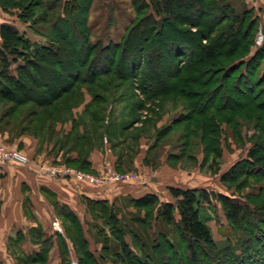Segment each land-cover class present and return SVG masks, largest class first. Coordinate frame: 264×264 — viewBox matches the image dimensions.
I'll return each mask as SVG.
<instances>
[{"label":"rangeland","instance_id":"1","mask_svg":"<svg viewBox=\"0 0 264 264\" xmlns=\"http://www.w3.org/2000/svg\"><path fill=\"white\" fill-rule=\"evenodd\" d=\"M149 1L69 0L67 4L65 0H0V18L17 20L19 30L34 44L49 43L52 39L61 42L60 46H64L65 50H61V56L65 57L69 45L81 44L89 38L95 44L92 57L97 72L104 71L93 82L80 80L71 91L63 93L52 109L57 112L53 116L50 114L51 117L44 120V124L42 120L52 107H40L39 115L33 117L37 123H30L28 110L31 109L29 106L33 108V103L7 113L5 111L10 103L0 101V121L21 130L34 129V124H38L35 134L49 141L57 139L56 148L60 147L62 159L48 163H64L78 168L64 160L68 157L69 146L76 144L74 151L85 153L91 144L97 140L104 143L106 138V144H110L117 156L119 169L113 164L117 171L153 177L166 164L173 181L189 188L206 189L211 201L204 202L202 217L211 229L215 245L200 248L199 256L203 260L214 262L216 254L222 253L223 249L229 246L236 248L233 245L237 240L226 236L231 230L222 203L216 197L219 193L251 209L250 215L242 220V228L236 227L233 234L238 238H242V234L251 236L248 248L260 249L255 240L256 234H253L259 228L264 229V223L260 221L264 216V172L248 171L252 165L246 161L249 151L260 147L259 144L264 146V108L256 107L264 94L252 98L254 92L258 94L261 88L247 93L245 79L239 77L240 69L231 75L227 70L234 61L247 59L262 44L264 0H214L202 10L204 15L200 21L198 17H179L158 23H151L148 19L153 10L146 6ZM4 3L7 7L3 10ZM244 7L249 8L250 14L243 12ZM62 13L65 19H61ZM20 14L26 17L22 24L19 23L22 22L19 20ZM235 16H239L237 22L240 18H246L245 23L253 18L257 25L249 37L240 39L241 48L236 54L225 55L223 51L228 48L225 42L229 35L228 26L235 21ZM195 22L199 25L194 26ZM85 23L89 28L87 33ZM135 23L136 27L131 33L135 36L132 37L133 42L138 44L135 49L123 52L121 47L115 50L112 46L105 51L100 48L123 43ZM207 35L209 39H205ZM259 35L263 36L260 44ZM213 41L220 47L218 50L223 51L214 63L203 62L202 44ZM113 55L115 61L109 65ZM253 62L255 60L250 66ZM48 64H44L48 70L56 67L62 72L55 61L52 68ZM82 69L85 71V67ZM263 69L264 56L254 76L258 77ZM133 76H137V79ZM43 77L44 84L49 82L45 75ZM217 87L219 93L217 90L213 92ZM145 90L146 93H143ZM203 94H206L204 103L210 105L200 109L197 102L204 97ZM214 95L217 98L213 99ZM228 96L234 102L222 108L220 101ZM90 101L91 106L84 111L86 103ZM249 101H252L251 106ZM76 133L88 134L89 144L76 139ZM259 154L264 153L261 151ZM165 196L160 192L162 200ZM168 199L175 201L172 197ZM118 203V215L121 216L119 227L127 244L133 248L135 257L124 253L125 261L115 256L120 249V240L113 232L104 250L105 245H102L100 237L102 234L104 236V230L108 234L110 231L94 219L89 224L91 228L88 229L86 223L84 228L90 248L93 251L96 249L95 254L100 255V264H128V260L131 264H193L190 263L185 237L175 223L168 224L156 219L155 208H137L127 197L121 198ZM138 217L144 222L132 219ZM73 223L67 217L62 220L65 232L71 239L75 238V234L68 228L74 226ZM79 245L76 240L72 242L69 264L79 261L78 253H82L78 250ZM60 251H65L64 245ZM243 254L247 255V262L253 261L248 251L245 250ZM243 254L235 261L236 264H241ZM256 254H259L258 251ZM260 255L264 256V252ZM81 257L85 258V255L81 254ZM260 258L257 262L263 264L264 259L261 261ZM11 261L13 259L6 255L0 257V264ZM210 263L206 261V264Z\"/></svg>","mask_w":264,"mask_h":264},{"label":"trees","instance_id":"2","mask_svg":"<svg viewBox=\"0 0 264 264\" xmlns=\"http://www.w3.org/2000/svg\"><path fill=\"white\" fill-rule=\"evenodd\" d=\"M66 3L69 0H65ZM72 1V0H71ZM74 1V0H73ZM214 0H150L146 2V6L152 7V11L149 13L148 19L151 23H158L161 20H170L173 18H187L190 19L191 17H198V21L203 18L202 10L210 5ZM211 2V3H210ZM145 3V2H144ZM143 3V4H144ZM5 4V3H4ZM68 4V3H67ZM228 3H226L227 5ZM17 6L18 4H14ZM7 5H3L4 8ZM243 12L250 14V10L247 7H244ZM236 15V14H235ZM159 16V18H157ZM61 19H65V14H60ZM235 21L233 20L232 23L228 26V34L226 37V45H228L227 50L223 51L225 55H234L237 51L241 48L240 47V39H244L249 37L250 32L252 31L253 27L256 24V20L251 18L247 23H245L244 18H240V21L237 22L239 16H235ZM20 21H25V15L20 14L19 16ZM221 22V20H220ZM24 23V22H23ZM139 23V22H138ZM129 29V37L126 36L124 38L123 43H115V45H107L101 46L100 48L105 50H110L115 47V50H118L119 47L123 50V52L132 51L137 47V43L133 42L132 37L133 30L135 29V25ZM84 25V24H83ZM198 22L194 23V26H198ZM201 25V24H200ZM210 25L208 22L207 26ZM84 28L86 29L85 32H89V28L85 23ZM211 31L213 28L210 29ZM212 34V32H211ZM131 35V36H130ZM205 39H209V36H205ZM0 101L2 102H9L10 106L6 108L7 113L13 112L18 107L24 106L28 103H33L32 106H29L31 109L29 111L30 116V123H37L35 122L36 119L33 120V117L39 115L40 107L47 106L52 107L49 108V114L46 115L45 118L42 120V124L44 120L51 117L57 112L55 110L52 111L53 107L62 97V94L65 92L71 91L72 88L76 83L80 80L84 81H94L96 76L103 74L104 71L97 72L96 63L93 59V54L95 51V44L92 43L89 38L85 39L81 44H76L74 46L69 45L70 49L68 50L65 57L61 56V53L64 48L60 46L61 42L57 40H51V42L46 44H40L36 46H32L28 37L20 33V31L8 22L0 23ZM132 42H130V40ZM134 44V45H133ZM81 46V48H80ZM218 44H215V41L208 42L206 44H202L201 51H202V60L203 62H210L214 63L218 56L221 55V50H218ZM65 51V50H63ZM264 56V38L262 44L257 46L254 52L248 56L247 59L234 61L231 65H229L228 70L229 74L231 75L235 70H239V77L244 80V85L247 87V93H251L255 91L257 87L261 88V91L254 92L253 97L256 95L264 94V69L261 71L258 77H255L256 67L260 64V60ZM64 58L66 60H64ZM61 59V60H60ZM180 60V57L178 58ZM252 60L255 62L252 63ZM59 64L62 68V72H59L56 67L52 68L53 63ZM115 56L113 55L109 60V65L114 63ZM48 64L52 70H48L44 64ZM130 63V62H129ZM85 67V71H82ZM112 67V66H111ZM55 68V69H54ZM106 69V68H105ZM51 72V73H48ZM84 73V74H83ZM48 78L49 82L45 84L42 82L44 81V77ZM136 75V74H135ZM247 76L253 78H247ZM43 77V78H42ZM137 79V76H133ZM130 77L129 79H133ZM41 82V83H40ZM253 87V89H250ZM219 93L220 89L217 87L216 89L212 90L213 92L216 91ZM146 93V90L143 92ZM50 94V95H49ZM204 97L197 102V106L200 109L208 108L209 106L204 103V99L206 94H203ZM258 96V97H259ZM217 98V95L213 96ZM224 97V96H223ZM264 97V96H263ZM97 97H95L96 99ZM93 99V98H92ZM91 99V100H92ZM250 99V98H249ZM225 100V102H224ZM222 102V108L229 105V102H234L228 96L224 98ZM255 100V99H252ZM209 101V100H208ZM204 105L202 106L201 104ZM250 106L252 105V101L248 102ZM221 105V104H220ZM91 106L90 103H86L85 109ZM73 107H76L74 105ZM256 107L264 108V98L261 100L260 104L256 105ZM60 111V110H59ZM61 112V111H60ZM58 112V114L60 113ZM32 118V119H31ZM261 118V117H260ZM38 124H34L33 130L36 132V127ZM74 126L73 128H75ZM41 130V129H40ZM76 139L78 140H85L87 144L89 139H87V135H80V133H76ZM95 136V135H94ZM89 144V143H88ZM260 147L253 148L249 151L248 157L246 161L247 163L251 164L250 172H255L256 170L259 172H264V154H259L261 151L264 153V146L259 144ZM71 149H76V144L70 145ZM78 155L77 160L79 162L77 166L85 171L93 172L86 167L85 161V153L79 150H76ZM87 152V151H86ZM66 162L72 164L70 159H66ZM74 165V164H72ZM257 165V166H256ZM169 192L171 197L175 201H161L159 200L158 196L154 193H147L140 197L130 198V202L134 204L137 208L141 207L142 209L150 210L151 208L156 209V219H161L165 223H175L180 230L181 234L185 237L187 243V252L190 259V263L193 264H206L208 261L210 264H223L224 262H230V264H236L235 261H238L239 258L245 250L248 251V255H252V262L246 261V254H243L241 259V264H259L257 261L260 258V253L264 252V229L258 230V232H254L256 243L260 245V249H256L255 247L248 248L251 243V236L245 237L242 234V238H238L236 235L234 237L233 230L236 231L237 228H242L243 219L249 216L252 211L248 207H246L242 202L236 201L231 199L229 196L219 193L216 197L221 201L222 206L224 208V212L226 215V219L228 222V226L230 227V232L228 231L227 237H232L237 240L236 244L227 247L225 250L223 249L221 252L216 254V260H203L199 256L200 248H205L206 246H214V239L211 233V229L206 221L203 219V205L204 202H210V193L206 189H196V188H189V187H174L170 186ZM86 204L90 214L93 216L95 220L100 222L103 226H107L108 230L110 231L109 234L104 230V236L100 237L99 233H96L103 242L102 245L104 246V250L107 248V240L113 233H116V238L120 241V249L115 252V256L122 257L125 261L127 260L124 257V253H126L130 257H135L133 248H131L124 239V234L121 232L123 231L121 227H119V223L121 220V216L118 215L119 208L114 203H109L107 200L101 199H91L86 197ZM146 210V214L148 213ZM145 211V210H144ZM60 212L62 209L60 208ZM64 213V212H63ZM175 213L178 215L176 217ZM249 214V215H248ZM66 217L72 219L74 226H70L68 228L69 231H73L75 234V238H73V242H79V251H81L85 258L81 257V254L78 253L79 261L77 264H100V255L96 256L89 248V243L85 239L82 233V229L78 224L75 216L71 215L70 213H66ZM145 218V217H143ZM141 222H144L142 218H132ZM264 223V216H262L261 220ZM261 224V223H260ZM113 232V233H112ZM157 234V232H156ZM110 235V236H109ZM160 235V233H159ZM263 235V236H262ZM77 237V238H76ZM246 242V243H245ZM256 244V245H257ZM171 246H173L171 242ZM49 245L46 243L45 248H43V253H39L37 255H28L25 258H18V264H28L31 262H38L44 263L47 259L46 251ZM248 249V250H247ZM77 251V250H76ZM235 251V252H234ZM259 254L255 255V252ZM261 261L264 259V256H261ZM84 259V260H83ZM233 259V260H232ZM68 254L63 253V259L60 264H69ZM141 262V261H140ZM132 262L128 260V264ZM264 264V262H263Z\"/></svg>","mask_w":264,"mask_h":264},{"label":"crops","instance_id":"3","mask_svg":"<svg viewBox=\"0 0 264 264\" xmlns=\"http://www.w3.org/2000/svg\"><path fill=\"white\" fill-rule=\"evenodd\" d=\"M2 22H8L19 30L17 20L0 18V23ZM31 44L36 46L46 42ZM0 142L8 148L20 149L27 157V162L23 165L0 164V257L6 255L13 259L9 264H18L17 257L25 258L28 255L43 253L45 243L49 244V247L46 251L47 259L42 264H60L63 257L61 253L71 254L73 249V239L66 234L62 224L66 213L75 216L83 236L89 241L84 224L88 225V229L91 228L89 224L94 218L87 208L86 197L107 200L118 207V200L121 198H136L147 193L156 194L161 201H172L168 199L171 198L168 188L186 187L173 181L171 170L166 164L159 168L153 177L143 174L124 183L92 184L72 178H51L42 174L39 166L62 159L60 147L56 148L57 139L49 141L35 134L33 129L21 130L0 121ZM106 143V138L104 143L97 140L85 152L86 167L94 173L102 174L106 162L119 169L117 156L110 144ZM77 154V151L71 149L64 160L70 159L72 164L78 165ZM160 192L166 195L163 200ZM55 214L61 217L59 220L62 232L52 228L51 222ZM62 245L65 247L63 252L60 251ZM90 250L95 254L96 249ZM36 263L38 264L31 262Z\"/></svg>","mask_w":264,"mask_h":264},{"label":"built area","instance_id":"4","mask_svg":"<svg viewBox=\"0 0 264 264\" xmlns=\"http://www.w3.org/2000/svg\"><path fill=\"white\" fill-rule=\"evenodd\" d=\"M263 36L259 35L258 43L260 44ZM27 162L26 155L20 149H11L0 142V164H18L23 165ZM39 171L51 178H72L81 182L92 184H101L106 182H128L139 176L135 173H123L115 169L112 163L106 162L102 174L85 171L80 168L72 167L64 163H42ZM52 228L57 232H62L61 222L58 217L54 216L51 222ZM70 264H77L72 261Z\"/></svg>","mask_w":264,"mask_h":264}]
</instances>
